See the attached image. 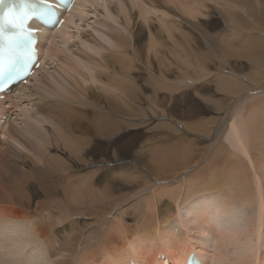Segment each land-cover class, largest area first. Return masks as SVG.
<instances>
[{
  "label": "bare ground",
  "instance_id": "bare-ground-1",
  "mask_svg": "<svg viewBox=\"0 0 264 264\" xmlns=\"http://www.w3.org/2000/svg\"><path fill=\"white\" fill-rule=\"evenodd\" d=\"M96 1L78 0L64 26L42 36L43 55L39 56L40 68L37 69V74L27 86L19 88L15 94L5 95L3 99H0V220L5 223L0 235L8 233L6 236L3 235L2 239L0 238L5 243L0 245H7L6 253L12 252V249L16 250L19 246H24L26 250L30 246L28 242L31 243L29 239L34 240L33 237H36V241L32 242L34 249H31L28 257H23L24 250H22L19 254L17 253L19 258L8 259L6 263L23 264L34 260L36 261L34 264L39 261H42V264H131V262L164 264L165 261L169 264H186L189 255L194 253L202 264H264V257L261 256V249H259V246L264 243L262 232L264 229V89L258 90L260 88L256 87L257 83L264 87V32H259V36H251L252 27L239 25L242 28H236L235 35L241 40L238 44L233 43L230 36L222 39L214 38L213 42L209 41L213 47L212 50L217 51L216 53L219 51L227 53L223 48L225 45L236 51L234 57L248 60L249 69H251L248 77L252 76L253 79L251 83L249 81L248 83L257 89L252 87L251 93H254V90L256 92L246 99H242V96L239 101L235 96L247 89V82L238 80L235 72L222 74L225 71L221 69L219 75V71H215L217 92L228 98V101L225 103L227 105L223 109L224 112L218 113L219 122L215 125L213 133L207 137L209 139H206L213 141L209 149L197 148L194 143L186 140L184 142L187 145L182 147V140H178L171 146L159 145L153 151H147L143 145V147H133L134 144L131 145L134 149L130 148L131 151L128 149L129 152L122 150L127 155L135 152L134 158L137 155L138 159L146 156L148 165H151V169L148 168L150 172H158L167 178L173 177L167 180L152 179L153 182L157 181L155 189L161 186L163 190V184H168L169 187L178 179L176 176L189 168L190 171H195L194 175L191 173L189 179L185 180L186 182L183 181L184 185L181 187L180 184H176L175 187L165 188L166 190L156 194L157 197H153L159 200L161 212H158V209L154 211L157 207L150 208L152 198L147 199L145 203L140 201L144 204L141 203L139 208L136 206L139 215L133 220L137 224L124 225L126 221L123 216L127 208L122 210L124 208L121 207L122 199L114 195L118 187L114 188L111 183L107 187L108 183H106V186L103 185L107 187V190H104L105 187L102 188L103 190H95V187L94 189L92 187L93 182L100 181V178L96 180L90 175L77 176L72 168L64 163V160L69 161L66 158L68 156L66 151H69L73 157L82 153L86 154L87 141L82 135L79 137L75 133L90 128L91 119L88 116L95 107L98 108L96 126L91 130L99 138H110L109 143L112 145L109 146L108 151H114L113 158L116 159L119 155L116 153L117 145L120 144L125 129H129L126 127L130 126L126 120L142 115L137 105V92L127 83V72L131 70L134 73L140 64L138 53L140 49L136 47L137 36L134 25H131L135 17L139 16L142 20H148L149 14L160 13L157 19L163 20L161 31L165 29L167 39L149 31L148 53H153L156 57L161 50L160 47L163 49L162 53L166 55L178 51L182 59H185L187 68L189 65L194 66L200 72L204 68L203 62L201 60L190 62L188 58L190 57L188 54L190 36L187 33L178 34L176 43L172 41L174 44H169L168 41L174 40L176 34L173 36V30L167 27L168 18L170 16L180 18L177 22L181 24L191 19L199 21V15L204 14L203 9L210 11L220 7L222 16L226 15L228 20H237L241 24L243 20H264V0H115V3L118 2L117 7L112 6L114 2L110 4L111 0L106 1L101 5L104 15L114 22L122 19L120 24L125 26L126 35H128L126 37L123 31L118 32L106 24L104 27L110 31L108 37L112 42L111 47L98 42L90 33L84 34V29H90L89 24H85V20H78V24L74 21V13L78 11L85 13L88 9L95 7ZM136 9L138 12L132 14ZM165 19H167L166 22ZM93 30V32L96 31V29ZM133 41H135L134 44ZM221 43L223 44L220 47ZM81 47L85 50L83 55L78 54L82 51ZM226 57L230 59V56ZM156 63L160 72L169 69L167 63L157 61ZM46 66L52 69L54 67L53 72H56L57 68L59 70L56 75H53V72L46 75L50 72ZM153 69L151 71L155 74ZM61 72L66 76V78L63 76V79L67 81L71 79L67 82L69 85H66L67 87L61 83L64 81ZM162 76L165 83L163 89L171 90L169 79L165 75ZM45 84H47L46 87L40 89ZM95 85L100 86V88L97 87V90L101 91L100 94L95 93V87L93 88ZM52 95L56 96L51 98ZM99 100L105 102V105ZM236 101L238 104L235 103ZM119 102L130 105L121 106ZM238 107L241 108L240 112H245L241 114L245 132L239 130L236 119L232 120L238 116ZM151 108L153 109L152 106ZM247 112L248 115H246ZM147 113L145 116L150 115ZM4 116H7V119L3 124ZM116 117H119L121 121ZM212 122L214 124L215 120ZM190 124L192 126L197 123ZM21 125H25L24 129H18ZM44 125L50 127L47 129L49 131L43 130ZM202 125L199 123L194 128L190 127L197 132L207 133ZM226 126V134L233 135L235 138V147L232 145L234 150L241 155L229 150L226 144L221 142ZM50 141L53 149L55 147L59 149L55 148L58 156L50 155L49 150H52ZM123 148L126 149V147ZM22 151L27 153L24 155V160H21V155L24 154ZM100 161H104L107 168L112 166L113 161L116 162V160L107 161L103 158ZM203 164L208 165V171L203 169ZM187 173L189 174L188 171ZM114 174L125 179H132L137 177L139 172L134 169H125L122 165H115L110 177H114ZM206 178L207 181H205ZM152 181L151 185H153ZM209 192L221 193L225 205L212 212L210 200L204 198L205 202H201L204 205L200 212L191 215L187 203H199L202 200L201 193ZM165 196L169 199L167 208H163L161 202ZM140 197L142 196L138 198ZM236 201L241 202L240 208L243 210V207H253L252 209L255 210L256 218L250 230H245L243 226L244 222L248 221L247 217L243 216L244 211L231 207V204ZM140 202L137 201L136 204L140 205ZM180 202L185 207L184 219L183 209L178 205ZM218 218H223L228 226L231 225V228L222 230L221 233L213 228L218 246L212 248L210 243V247H204L208 246V242L205 236L198 233L201 230L204 235L210 232L212 223L216 226L215 220ZM238 219L240 223L236 222ZM245 227L247 228V225ZM229 229L230 234L227 231ZM17 232L22 233L18 239L14 240L12 234ZM18 234L15 236L18 237ZM247 235L254 240L256 247L252 248L253 253L249 252V254L245 249L239 257L235 258L228 248L231 245L235 248L236 243ZM193 241H198L197 245H194ZM37 242H42L43 247L35 245ZM1 259L0 255V261Z\"/></svg>",
  "mask_w": 264,
  "mask_h": 264
},
{
  "label": "rangeland",
  "instance_id": "rangeland-1",
  "mask_svg": "<svg viewBox=\"0 0 264 264\" xmlns=\"http://www.w3.org/2000/svg\"><path fill=\"white\" fill-rule=\"evenodd\" d=\"M97 1L100 2V0H97ZM97 1H96L95 7L88 9L85 13H83L81 11L74 13V15H73L74 21L76 24H78V20H80V19L85 20V24H89L90 29L94 27L93 29H96V31L93 32L94 31L93 29L90 30V29L86 28V29H84V34L90 33L96 40H98V42L103 43L104 45L111 47L112 42H111V39L108 37V32L110 33V31L108 28L106 29L104 26L107 24L108 27H110L111 29L117 30L118 32L123 31L122 33H124L126 37L128 36V35H126L127 30H125V26H121V24H120L122 22V19L114 22L113 20L111 21L108 16L104 15V13H103L104 11H103L101 5H103L104 2H106V1L108 2L110 0H101L100 3L99 2L97 3ZM111 3H113V5ZM116 3H118V2H116ZM116 3H115V0L110 1V4L113 7H115V6L117 7ZM98 4H100V6H98ZM215 10L212 9L209 11V10L203 9L204 14L199 15V17H200L199 21L194 20V19L193 20L192 19L191 20L185 19L186 21H183L182 22L183 24H181L180 22H177L180 20V18H173V16H170V18H168V20L165 19V22L167 20V27L171 31L173 30L172 31L173 36L176 34L174 36V40L168 41L170 45L174 44L173 42L176 43L177 38H178V34H181V33L186 34L187 33L190 36V47H189V51H188V54L190 57H188V58H189L190 62H194V60H196V61L201 60V62H203L204 68L200 72H198V69H196L194 66L189 65V67L187 68L185 59H182V57H181V55H179L178 51L166 55V54L162 53L163 49L160 47L161 50H160V52H158L156 57L153 55V53L152 54L148 53L149 31L153 32L155 35H156V33H158V35L159 36L161 35V37H163V38H165L167 35L164 28H163L164 30L161 31V29H162L161 28V26H162L161 21H163V20L157 19V16L161 15L160 13L149 14L148 20H142L139 16L135 17L134 18L135 20H133L131 22V25H134V29H135L134 32L137 36L136 47H138V49H140L139 51L141 52L140 53L138 51V53L140 54L139 55V57H140L139 63L140 64H139L138 70L135 71L134 73H132L131 70L127 72V83L132 88H134L137 92V96H138L137 105L140 108L142 115L140 114L141 116H138V117H130L129 120L128 119L126 120V123L130 126L126 127L129 129H125V131L123 133V137L120 141V144L117 145L118 146L117 151L116 150L115 151H116L117 155L118 154L119 155H118V159H116V158H113L114 151H112V150L108 151L109 146L112 145V143H109L110 138H107V137H106V139L99 138L95 134V132H93L91 130V128L96 126V117H97L98 108L95 107L93 109L92 113L88 116L91 119L90 128H86V129H83L81 132L75 133V135L79 136V137L82 135L85 138V140L87 141L86 142V148H85V150H87V151H85L86 154L82 153L79 155H74V157H73V155L71 153H69V151H66V152H68L66 154V156L68 155L66 158H68L69 161L68 160L65 161L64 159H62V160H64L65 164L69 165L72 168L73 173L75 175H77V176H85V175L89 176L90 175L91 177L94 176L93 178L96 180L97 179L99 180V178H100V181H94L93 182L94 185L93 186L91 185L93 187V189L95 187V190H97V189L103 190L102 188L106 186V183H108L107 187H109L111 184L114 186V188L118 187L117 190L114 191L115 194L114 193H112V194L117 195L116 197L118 199H120V198L122 199V201H121L122 206L121 207H124V208H122V210H125V208H127L125 210L126 213L123 216V218L126 221V222H124L125 224L123 223L124 225L134 226L137 224L136 222H133L135 217H137V215H139V213L137 211V207L139 208L149 198L150 199L152 198L151 203H150L151 207H150V205H147V207H150L153 209L155 207H157V208H155L154 211H156L158 209L157 211L161 212L162 211L161 207H159V204H158L159 200L157 201V198L154 199L155 197H157L156 194L160 193L163 190L168 189L169 187H173V186L175 187L176 184H180V187H181L182 185H184L183 181H185L186 179L188 180L191 173H192V175H194L195 171L194 170L190 171V168H189V169L185 170L184 172H182L181 175L176 176V178L178 177V179H176V181L173 184H170L171 186L169 185V187H168V184H163L162 185V187H164L163 190H161V186H159L160 188L157 187L158 189H155V187L157 185V183H156L157 181L153 182L152 179L153 180L154 179L167 180V179H171L173 177L167 178L158 172H156V173L150 172L149 169H151V165H148L149 162H148L146 156H143L142 157L143 160H142V159H138L139 158L138 155L135 158L133 157L136 154L135 152H133L131 154L129 153L128 155L123 153V152H129V150L131 151V149H134L133 148L134 146L136 148L139 146H141V147L145 146V149H147V151H149V150L153 151L159 145L165 144V145L171 146L172 143H175L178 140L183 141V142L181 141L182 147L187 145V143L184 142V140H186V141L194 143L197 148L203 147L205 149H209L208 147H211L213 145V141H207L206 139H209L207 137H209V135H211L213 133L215 125H217L219 122L218 113L223 111V109L225 108V105H227L225 103L228 101V98H226L221 93L217 92L216 75H215L216 70L219 71V75H220L221 69L225 71L222 74H228L231 71L235 72L238 80H243V81L245 80L247 82V84H248L247 89L245 91L244 90L241 91V93H239V95L237 94L235 96V98H238L239 101H241L242 96H243L242 99H246V98H248L249 95H253L256 92L254 90L256 88L253 85H249V83H248V81L250 83L253 81L252 76L248 77V75L251 72V69H249L250 63L248 62V60L238 59V58L234 57L235 56L234 54H236V51L232 48H227L225 45L223 46V48L228 54L225 53L226 54L225 55L224 53H220V51L218 53H216L217 51L212 50L213 47L209 43V41L213 42L214 38L222 39L225 36H230L231 37L230 40L233 43L236 42L238 44V41H241V40L239 39V37L235 36L237 33L236 28L249 27V26L252 27V29H253V33L250 35L251 36H259V32H264V20H255V21L254 20H243V23L241 24L237 20L236 21L235 20H233V21L228 20L226 15L222 16L223 14H222V12L220 13V11H221L220 7L218 9H215ZM135 12L137 13L138 10L137 9L133 10L132 14H135ZM101 13L103 15H101ZM132 17H134V16L132 15ZM93 20H95V21L93 22ZM107 22H109V23H107ZM246 22H248L246 25H248L249 23L250 24L248 26H246L245 25ZM101 25H103V26H101ZM239 25H241L242 27ZM173 27H177L178 29L177 28L175 29ZM182 29H184V30H182ZM139 37H141V38H139ZM166 39H167V37H166ZM134 43H135V41H133V44ZM236 43H235V45H236ZM222 44L223 43L220 44V47L222 46ZM225 44H226V41H225ZM81 49H82V51H80L78 53L79 55L84 54L85 50L82 47H81ZM228 49L230 51L233 50L234 53H232L233 52L232 51L230 54V51ZM149 55H150V57H149ZM226 56H230V59H229V57H226ZM156 61L167 63V65L169 66V69H165L164 70L165 72H162V70L160 72L157 69L158 63H156ZM229 61H230V63H229ZM46 69H48V71H50L46 75H48L54 71V67L52 69V67L46 66ZM152 69L154 70L155 74L152 73V71H151ZM162 69H164V68H162ZM58 70H59V68H57L56 72H53V75H56ZM61 73H63V72H61ZM208 73H210V74H208ZM63 74H61L62 79H63V76L66 78L65 74L64 75ZM161 74L165 75L169 79V81H170L169 83L171 84V86H170L171 90L163 89V87H165L164 86L165 83H163V76ZM58 78H59V80L61 79L59 76H58ZM65 78L63 79L64 81L61 83L65 84V86H66V85H68L67 82H69L71 79L69 81H67ZM47 84L42 85L40 87V89H43L44 86L46 87ZM97 87H98L97 85L93 86L94 91L96 94H100L101 91L97 90ZM252 87H254V89H253L254 93H251V91H250V90H252ZM256 87L260 88L258 90L264 89V87L262 88V85L261 84L259 85L258 83L256 84ZM98 88H100V86ZM59 92H61V91H59ZM52 94H54V93H52ZM53 96H56V95H52L51 98H53ZM99 101L101 102V104L105 105V102H103L101 100H99ZM237 101L235 102L236 104H238V102H239V101L238 102ZM235 103H234V105H235ZM118 104L121 106H125V107H128L130 105V104H124L122 102H119ZM151 106L153 107V109H156V110L153 111ZM237 109L239 111L237 114L238 116H236L232 120L236 119V123H237L239 130L241 132H245L243 119L241 117V114H243L245 112L244 111L240 112L241 108H239V107ZM146 111L147 112L150 111V112L147 113ZM144 112L147 114H150V115L145 116L146 114ZM246 115H248V112L246 113ZM116 118L119 119V117H116ZM6 119H7V116H4L2 118L3 124L5 123ZM139 119H140V121H139ZM119 120L121 121V119H119ZM212 120H215L214 124H213ZM137 121H139L140 123ZM189 121H191V122H189ZM192 122H194L195 124L200 123V125L203 124L202 126L206 128L207 133H201V132H197V131L193 130L191 127L193 126V128H194V127H196L197 124L196 125L192 124V126H191L190 123H192ZM188 123H189V125H188ZM137 125H138V127H137ZM21 126H22V128H21ZM21 126H20V128H18V127H16V128L24 129L25 125H21ZM227 126L225 127V130L222 134L221 142L222 143L224 142L226 144V146L229 148V150L241 155L239 152H236L232 146L235 143L234 136L226 134ZM42 128H43V130L49 131L47 129H49L50 127L44 125V127H42ZM136 128H137V130H136ZM225 137H226V139H225ZM131 145H133V147ZM50 146L52 148V150H49V153L51 152L50 155L53 154L54 156H58V155H56V154H58V153H56V151L59 149H57L56 147L55 148L57 150L55 148L53 149L51 141H50ZM61 146H63L64 149L66 150L64 145L61 144ZM123 147H126V149ZM234 147H235V145H234ZM58 148H59V146H58ZM122 150H123V152H122ZM22 152L24 154L21 155V160H24L25 159L24 155H27V153L25 151H22ZM69 157H72V158H69ZM144 157L146 159H144ZM102 158L106 159L107 161L116 160V162L113 161L114 163L112 164V166L108 167L109 168L108 169L106 167V164L104 163V161H100V159H102ZM67 161H68V163H67ZM115 165H122L125 169H134V170L139 172V175L135 178H132V179H125L123 177H120L118 174H114V177L113 176L110 177L111 171ZM18 166H19V164H18ZM22 166H24V165H22ZM200 167H201V164H200ZM203 169L205 171H208V169H209L208 165L203 164ZM24 170H26V168ZM187 171L189 172V174L187 173ZM108 173H110V174L108 175ZM116 178H118V179H116ZM119 179L121 180V182ZM151 181L153 182V185H151ZM205 181H207V178ZM103 184H105V186ZM113 186H111V187H113ZM151 186L154 188H152ZM107 187H105L104 190H107ZM150 191H151V193H150ZM152 193H154V195ZM35 196H36V194H35ZM139 196H142L144 199H142V197H140V199H139L138 198ZM200 196L202 197L201 198L202 200L199 203H196V202L187 203L188 207H190L191 215L198 214L200 212L201 207L204 205V203H201V202L204 201L205 199L210 200L212 212H215L216 210L221 209L225 205L224 197L219 192L201 193ZM135 198H137V199H135ZM165 198H166V201H165ZM127 200H128V202H127ZM136 200L138 201V203L140 201H143L144 203L140 202V205L139 204L137 205ZM130 201L131 202L136 201V202H134L135 206H133L134 203L133 202L131 203ZM125 202H127V204L128 203L129 204L127 205ZM161 202H162L163 208H167L169 206V204L167 203V202H169V199L167 196H165L164 199L161 200ZM153 203H155V204H153ZM164 203H167V204H164ZM178 205H179V207H181L183 209L182 210V217L184 219L185 207L182 204V202H180ZM126 206H129V207H126ZM131 206H133L134 209H136V210H134L133 207H131ZM231 207L235 210H241L242 209V208H240L241 207L240 201L234 202L233 204H231ZM243 208H244V210L242 209L241 212L244 211L243 216L245 215L247 217L246 220H248V221L244 222L243 226H244L245 230H248V229L250 230L251 224L254 221V219L256 218V213H255V210H253L254 209L253 207H252L253 209L251 207H247V208L243 207ZM122 210H121V212H122ZM148 211L149 210H147V212ZM224 215H226V214H224ZM239 220L240 219L236 220V222L240 223ZM1 222H3V221H1ZM14 223L15 222H13V224ZM215 223H216V226L218 229L216 228L215 224L212 223L213 225H211V231L210 232L208 231L204 235V233H202V230H201V232L198 233L201 236H205V239L208 242V246H204V247H210L211 246L210 243H212L211 247L217 248L216 247L217 238L215 239L216 234L213 233V231H214L213 228H215L216 231H220V233L222 232V230L225 231L227 228H231V225L228 226V224H226V221L223 218H218L217 220H215ZM4 224L5 223L3 222L0 225V232H1V230H3V226H5ZM245 225H247V228L245 227ZM189 231H191V229H189ZM227 231L231 232L230 229ZM230 232H229V234H230ZM262 232L264 234V229ZM17 233H19L18 237L15 236V234H17ZM17 233H13L12 235H14V237L11 235V238L13 237L14 240H16V238L18 239L20 233H22V232H17ZM3 235H5V234H2V236ZM2 236L0 237L1 239H2ZM31 236H34V235H31ZM33 238H34V240L29 239V241H31V243L28 242V244L30 246L34 245V243H32L33 241H36L35 240L36 237L34 236ZM244 238H246L248 241H246V239H244ZM241 240H244V241H241ZM0 241H1L0 243H4L2 240H0ZM193 242H194V245H197L198 241H193ZM243 243H245V244L247 243V244L245 245ZM4 244H3V246H1L2 244L0 245V255L2 256V259H1L2 262L1 261L0 262L2 264H7L8 262L6 260H8V259H14L15 257H16V259H17V257L19 258V256H18L19 252L25 249L24 246H19V248L21 247L20 249L18 247H16L18 250L12 249L13 250L12 252L7 251L8 253H6L7 245H4ZM236 244L237 245L235 248H233L232 245L228 248L229 251L231 250V254L235 258L239 257L245 251V249H246V252L248 251L247 253H249V252L253 253L252 248H254V246H255L254 240H251V238H249L248 235L245 237H242L240 239V242H237ZM35 245H37L40 248H41V245L43 247L42 242H37V243H35ZM200 245H202V244H200ZM30 246L28 247L29 249L24 250L23 257L26 258L31 254V249L33 250L34 246H32V248ZM26 247H27V245H26ZM259 249H261V256L264 257V243L259 246ZM6 255L7 256L9 255L8 258ZM45 261L48 262V260H45ZM35 262H34V260H32V261H27L26 263H23V264H34ZM42 263H43L42 261H39V263H36V264H42Z\"/></svg>",
  "mask_w": 264,
  "mask_h": 264
},
{
  "label": "snow or ice",
  "instance_id": "snow-or-ice-1",
  "mask_svg": "<svg viewBox=\"0 0 264 264\" xmlns=\"http://www.w3.org/2000/svg\"><path fill=\"white\" fill-rule=\"evenodd\" d=\"M57 3L58 0H0V39L7 42L10 53L6 61L0 58V80L5 85L18 79L32 59V55H25L24 43L16 33L24 21L33 16L46 18L54 26L59 22ZM5 26L10 35H4Z\"/></svg>",
  "mask_w": 264,
  "mask_h": 264
}]
</instances>
